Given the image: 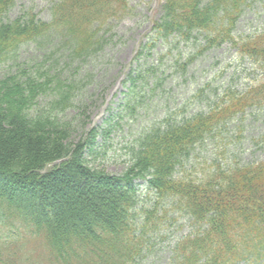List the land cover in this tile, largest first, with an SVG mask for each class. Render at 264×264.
I'll return each instance as SVG.
<instances>
[{
    "label": "trees",
    "instance_id": "trees-1",
    "mask_svg": "<svg viewBox=\"0 0 264 264\" xmlns=\"http://www.w3.org/2000/svg\"><path fill=\"white\" fill-rule=\"evenodd\" d=\"M130 1L52 0L51 19L42 20L33 12L8 18L16 0H0V66L34 42L45 47L40 63L52 71L14 70L0 78V264H140L153 258L159 235L167 236L181 217L191 229L161 264H264V158L244 163L235 138L242 133L241 115L264 103V85L228 92V103L208 112L181 106L180 119L139 125L122 174L105 173L89 160L103 153L95 142L99 127L77 146L71 142L74 119L65 113L82 108L87 79L72 68L79 57L101 58L97 53L108 40L101 30L124 17ZM248 1L163 0L124 81L120 111L106 119L103 131L143 108L149 82L158 81L159 59L151 60L158 41L169 43L173 35L197 41L202 33V49L237 45L231 27ZM246 43L240 50L258 53L262 60L254 59L264 67V30ZM44 95L50 100L42 107ZM206 99L209 94L194 103ZM218 135L223 163L213 145ZM189 167L207 171L185 175ZM140 181L147 194L137 189Z\"/></svg>",
    "mask_w": 264,
    "mask_h": 264
},
{
    "label": "rangeland",
    "instance_id": "rangeland-1",
    "mask_svg": "<svg viewBox=\"0 0 264 264\" xmlns=\"http://www.w3.org/2000/svg\"><path fill=\"white\" fill-rule=\"evenodd\" d=\"M52 0H16L14 6L9 10L8 18H15L26 12L35 13L42 20H50ZM130 10H127L120 20L108 23L101 30L100 36L108 38L106 47L97 53L101 58H77V65L82 62L84 66L81 72L72 70L71 72L83 78L87 73V79L82 81L86 98L81 105V109L71 108L65 116L74 119L70 132L71 142L77 146L84 142L89 136L90 130L99 127L96 145L102 150V155L89 159L91 164L99 168H105V173L122 174L128 165L130 158V148L128 147L136 136L137 126L147 125L151 121H159L163 118L180 119L181 106L189 107L191 110L204 109L207 112L211 109L210 103L218 100L215 95V88L225 87L232 75L231 85L235 88H244L250 83H256L255 79L261 80L264 77V69L255 65L252 60L243 58L234 47L228 43L221 46L202 49L205 45V36L198 33L195 36L198 40L178 41L171 40L169 43L158 41L152 48L153 57L151 60L159 59L158 81L149 82L150 93L140 99V105L136 116H126L118 126L113 129L103 131L106 119L120 110L126 87L124 79L128 74L131 65H134V57L139 51L141 44L147 40V33L153 26V22L158 20L162 14L163 0H131ZM244 6L241 17L231 29L237 37H247L260 32L264 28V0H251ZM45 48V47H44ZM44 48L37 43H25L19 48L17 59L8 60L0 66V78L14 70L35 73L40 70V74H51L50 67L42 62V52ZM166 52L165 57L162 55ZM160 55V56H159ZM84 59V61H83ZM183 64L186 68L184 69ZM22 73V74H25ZM155 85L154 89L152 86ZM200 86L203 91L200 94ZM147 87H143L147 91ZM205 103H194L196 98L202 95L208 96ZM50 95V94H48ZM48 95L42 96L38 103L44 107L49 102ZM164 95V96H163ZM163 96V98H161ZM223 97V96H222ZM219 97V100H222ZM159 99V101H158ZM187 104V105H186ZM37 107V106H36ZM213 107V106H212ZM255 116L249 117L242 133L235 138L240 143V160L252 161L264 158V106L255 108ZM192 114V112H188ZM119 116V115H118ZM111 124H115V120ZM84 146V153L87 154V146ZM214 150L217 159L221 162L227 160L223 154L222 137L220 135L214 141ZM221 167V165H219ZM207 170L189 167L184 170L185 175H199ZM142 187L140 191H143ZM169 217H171L169 215ZM169 220V219H168ZM182 220V221H181ZM185 218L174 219L170 225L167 236L157 238L156 253L152 257H144L140 264H161L170 254L177 238L188 234L190 223H184Z\"/></svg>",
    "mask_w": 264,
    "mask_h": 264
}]
</instances>
